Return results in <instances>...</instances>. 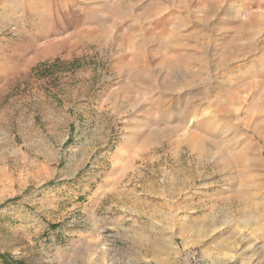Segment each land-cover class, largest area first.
Here are the masks:
<instances>
[{
  "label": "rangeland",
  "instance_id": "374dc122",
  "mask_svg": "<svg viewBox=\"0 0 264 264\" xmlns=\"http://www.w3.org/2000/svg\"><path fill=\"white\" fill-rule=\"evenodd\" d=\"M0 264H264V0H0Z\"/></svg>",
  "mask_w": 264,
  "mask_h": 264
}]
</instances>
